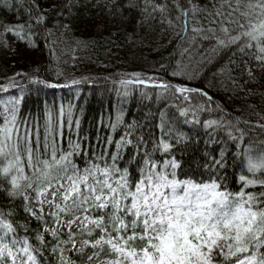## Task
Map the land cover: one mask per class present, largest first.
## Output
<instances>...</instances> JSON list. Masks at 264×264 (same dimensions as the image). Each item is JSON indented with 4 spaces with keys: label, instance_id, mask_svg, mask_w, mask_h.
<instances>
[{
    "label": "trees",
    "instance_id": "1",
    "mask_svg": "<svg viewBox=\"0 0 264 264\" xmlns=\"http://www.w3.org/2000/svg\"><path fill=\"white\" fill-rule=\"evenodd\" d=\"M177 2L182 9L191 7L189 0ZM36 3L39 12L32 7V0H0V34L5 26H25L24 39L13 33L0 35V87L7 86V91L0 90V124L6 103L19 101L18 123L21 129L26 125L31 132L33 147L37 136L43 146L46 131L50 140L55 136L58 147L64 151L69 150L70 143H79L80 150L72 160L81 172L92 163L111 164L112 156L118 154V167L128 168L133 182L139 179L145 152L161 165L168 158L154 147L162 134L168 139L169 130L176 129L191 138L187 150L178 145L172 153L182 164L177 169L179 179L200 183L210 177H226L223 184L227 190L240 191L243 187L240 175L251 178L242 155L245 148L251 145L253 156L264 151V128L257 127L264 125V71L253 53L244 54L233 47L217 55L208 51L213 42L200 39L193 42L192 28L209 26L207 13L214 11L213 6H218L219 0H191L199 11L195 15L189 11L186 33L185 18L177 19L179 12L174 0H149L147 12L143 11L145 0H72L71 9L64 7L68 0H36ZM129 4L135 7H128ZM153 4L166 8L163 12L153 11ZM61 10L63 15L58 14ZM40 13L47 19L36 23ZM64 25L69 27L65 29ZM249 68L252 77L248 75ZM173 71H182V75L173 76ZM37 77L61 87L30 82V78ZM10 78H14V87ZM136 79L145 83H120ZM73 80L80 83L72 84ZM161 82L199 89L212 99L208 101L199 92L180 93L173 88L165 91L157 86ZM183 109H188L186 117L180 115ZM194 119L199 123H185ZM206 120L222 121V125L205 128ZM229 132L237 138L243 133V140L232 139ZM222 150L225 169L207 167L212 157L219 159ZM255 178L264 179V175L257 174ZM7 187V181L0 178V189ZM245 191L259 195L264 187L257 185ZM29 195L30 207L37 210L39 219L25 211L23 199H11L6 191L0 190V212L16 229L5 243L16 239L19 243L15 249L27 238L34 249L36 264H89L88 257L94 252L99 259L94 258L91 264L115 259L106 245L103 251L90 246L84 247L83 252L73 249L68 242L69 230H56V219L50 212L41 215L38 211L36 192ZM89 213L103 215L95 209ZM59 218L70 220L72 216L60 214ZM45 228H54L57 235ZM71 231L76 243L94 241L100 236L99 230L91 236L80 228ZM38 235L43 236L42 242Z\"/></svg>",
    "mask_w": 264,
    "mask_h": 264
},
{
    "label": "snow or ice",
    "instance_id": "2",
    "mask_svg": "<svg viewBox=\"0 0 264 264\" xmlns=\"http://www.w3.org/2000/svg\"><path fill=\"white\" fill-rule=\"evenodd\" d=\"M174 3L179 12L177 19L185 18L186 33L189 11L195 15L199 9L191 5V0L189 9L180 8L177 0ZM148 5L149 0H145L144 12H147ZM71 6L72 0L64 5L69 9ZM151 6L153 11L163 12L166 8V5ZM32 7L39 12L40 6L36 0H32ZM128 7L135 5L129 4ZM213 7L214 11L207 13L210 18L209 26L192 28L195 33L193 42L196 39L213 42L208 51L217 55L233 47L244 54L253 53L260 70L264 71V0H219L218 6L214 4ZM31 11L29 8L30 16ZM58 14L63 15V11ZM46 19L40 13L36 23ZM168 23L171 24L172 21L169 20ZM24 27L22 24L5 26L4 33L0 35L13 33L24 39ZM68 27L64 25L65 29ZM247 72L249 77L253 76L251 68ZM16 75L27 76V73ZM132 75L140 76L139 73ZM171 75H182V71H173ZM10 79L11 86L14 87V78ZM30 82L51 88L61 87L48 84L38 77L30 78ZM78 83L79 80L72 81V84ZM120 83L144 84L145 81L122 80ZM157 86L165 91L173 88L180 93L199 92L208 101L212 99L202 90L184 85L161 82ZM0 90L7 91V86L0 87ZM18 104L19 101L15 100L6 103L3 123L0 124V178L8 183L6 189L0 190L6 191L11 199H23L25 211L39 219L41 217L37 216V210L30 207L29 192H36L37 203L40 204L38 211L43 215L45 203L56 209L49 215L56 219L57 226L68 227V242L73 249H76V240L71 230L79 221L82 233L91 236L94 231L99 230L100 236L94 241L84 240L77 251L83 252L84 247L88 246L103 251L106 245L109 254L115 256V259H108L100 264H264V252L261 251L264 249V192L257 195L245 191L257 185L264 187V179L255 178L257 174L264 175V151L253 156V147L249 145L245 148L242 155L251 178L240 175L243 187L239 192L232 193L223 184L226 177H210L209 181L200 183L177 177V169L182 164L172 153L178 145H183L184 150H187L191 138L176 129H170L166 134L169 138L165 139L162 134L154 147V150H159L168 158L161 165L145 152L139 179L133 182L129 169L118 167V154L112 156L111 164L107 161L103 166L92 163L81 172L72 160L73 155L80 150L79 143H70L69 150L64 151L58 147L55 136L52 135L50 140L49 132L46 131L43 146L37 136L33 147L31 132L26 125L21 129L18 123ZM68 115L71 123V111ZM180 115L186 117L188 109L181 110ZM185 123L199 121L186 120ZM203 123L205 128L222 125V121L217 120H206ZM78 124L77 121V126ZM257 127L264 128V125L257 124ZM161 130L163 133V125ZM229 135L232 136L231 132ZM232 139L242 141L243 133L239 138L232 136ZM121 143L117 144L118 149ZM127 143L130 144L131 141ZM136 155H140L139 148ZM206 166L224 170L226 159L223 150L219 159L212 157L210 164ZM57 198L62 204H56ZM92 209L103 215L96 218L75 215L76 212L86 214ZM60 214L71 215L72 219L62 222ZM4 216L0 212V264H36L34 249L27 238L15 250L14 246L19 243L16 239L13 238L10 243L4 242L10 233L14 236L16 231L13 223ZM45 231L51 232L53 236L57 235L54 228H45ZM37 239L42 242L43 236L38 235ZM61 257L63 260L62 250ZM94 258L98 260L99 254L94 252L89 256V264Z\"/></svg>",
    "mask_w": 264,
    "mask_h": 264
},
{
    "label": "rangeland",
    "instance_id": "3",
    "mask_svg": "<svg viewBox=\"0 0 264 264\" xmlns=\"http://www.w3.org/2000/svg\"><path fill=\"white\" fill-rule=\"evenodd\" d=\"M148 96V94L146 95V97ZM120 97V96H119ZM122 97V96H121ZM121 100V99H120ZM261 153V152H260ZM259 153V154H260ZM49 199H50V197H49ZM56 204H62V201L59 199V198H57V200H56ZM55 208L54 207H52L51 205H49L48 203H45L44 205H43V212H52L53 210H54ZM93 210V209H92ZM77 215H79V216H81V217H83V215H87L89 218H96L97 216H95L93 213H81V214H77ZM61 221L63 222V221H66V219L65 218H63V219H61ZM82 227V225L80 224V222L78 221L77 222V224H74L73 226H72V230H75L76 228H81ZM55 229L56 230H64V229H68V227L66 226V225H64V226H57V224H56V226H55ZM82 245H83V242H79V243H77L76 244V249L77 248H80V247H82ZM15 250V249H14ZM100 262H102V261H100ZM100 262L98 263V264H100Z\"/></svg>",
    "mask_w": 264,
    "mask_h": 264
}]
</instances>
